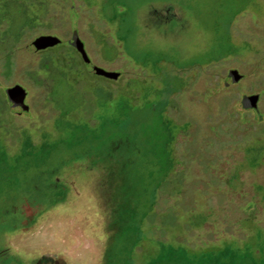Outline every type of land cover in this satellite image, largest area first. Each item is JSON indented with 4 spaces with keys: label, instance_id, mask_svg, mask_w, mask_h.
Segmentation results:
<instances>
[{
    "label": "rangeland",
    "instance_id": "obj_1",
    "mask_svg": "<svg viewBox=\"0 0 264 264\" xmlns=\"http://www.w3.org/2000/svg\"><path fill=\"white\" fill-rule=\"evenodd\" d=\"M0 264H264V0H0Z\"/></svg>",
    "mask_w": 264,
    "mask_h": 264
},
{
    "label": "water",
    "instance_id": "obj_2",
    "mask_svg": "<svg viewBox=\"0 0 264 264\" xmlns=\"http://www.w3.org/2000/svg\"><path fill=\"white\" fill-rule=\"evenodd\" d=\"M74 35L75 36H71V38L68 40L69 46L72 47L78 53L82 62L85 65L91 66V61L85 51L83 42L77 36L78 34L76 31H74ZM61 42L62 41L56 36H38L31 42V47L35 51H44L46 49H50L60 45ZM92 68H93V72L97 76H101L110 80H116L118 78V73L109 72L98 67H92ZM228 78L233 83H236L242 78V76L236 70H230L228 73ZM5 95L10 105H12L13 107H15L20 111H24V112L28 111V106H26L24 103L26 97V91L22 86L15 84L7 88L5 90ZM258 98H259L258 95L245 96L242 99V105L245 108L256 110Z\"/></svg>",
    "mask_w": 264,
    "mask_h": 264
},
{
    "label": "flooded vegetation",
    "instance_id": "obj_3",
    "mask_svg": "<svg viewBox=\"0 0 264 264\" xmlns=\"http://www.w3.org/2000/svg\"><path fill=\"white\" fill-rule=\"evenodd\" d=\"M38 36H75L74 35V31H72V32H69V33H63V34H53V35H51V34H42V35H38ZM78 36V35H77ZM71 38V37H70ZM69 38V39H70ZM61 40V39H60ZM62 41V40H61ZM63 43V41L61 42V44ZM67 44H68V40H67V42H66ZM60 44V45H61ZM69 45V44H68ZM59 46V45H58ZM30 47H31V45H30ZM57 47V46H56ZM32 48V47H31ZM46 50H48V49H46ZM46 50H44V51H46ZM43 51V52H44ZM38 52H42V51H38ZM26 96H27V92H26ZM25 99H26V97H25ZM34 214L33 213H31V214H29L27 217H26V219H25V221L26 222H29L30 221V223L32 222V220L34 219ZM11 227V226H10ZM5 228H7V227H5Z\"/></svg>",
    "mask_w": 264,
    "mask_h": 264
}]
</instances>
